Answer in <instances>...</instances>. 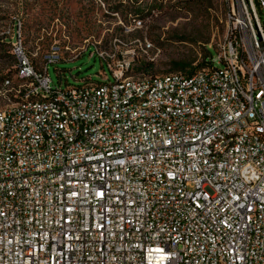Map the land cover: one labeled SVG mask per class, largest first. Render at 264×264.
<instances>
[{"label":"built area","instance_id":"obj_1","mask_svg":"<svg viewBox=\"0 0 264 264\" xmlns=\"http://www.w3.org/2000/svg\"><path fill=\"white\" fill-rule=\"evenodd\" d=\"M260 13L264 0H237L216 59L193 74L135 76L95 47L113 81L104 70L62 88L48 74L59 43L41 68L15 43L0 264H264Z\"/></svg>","mask_w":264,"mask_h":264},{"label":"rangeland","instance_id":"obj_2","mask_svg":"<svg viewBox=\"0 0 264 264\" xmlns=\"http://www.w3.org/2000/svg\"><path fill=\"white\" fill-rule=\"evenodd\" d=\"M236 2L0 0V108L9 98L16 99L13 89L22 83L17 42L37 68L43 66L42 56L53 43L63 47V60L48 65L52 85L62 88L85 78L102 82L104 70L113 81L95 47L111 55V62L129 63L135 76L195 72L216 59L218 44L228 37L229 14ZM260 15L264 24V14ZM147 42L153 47L144 51ZM147 65L152 66L148 72Z\"/></svg>","mask_w":264,"mask_h":264},{"label":"trees","instance_id":"obj_3","mask_svg":"<svg viewBox=\"0 0 264 264\" xmlns=\"http://www.w3.org/2000/svg\"><path fill=\"white\" fill-rule=\"evenodd\" d=\"M207 61V60H206ZM178 66H180V64H177ZM148 67H152L151 65H147L146 66V71L148 72ZM185 67V66H184ZM179 69H182V68H179V67H177V70H179ZM194 72H189V73H187V74H193Z\"/></svg>","mask_w":264,"mask_h":264}]
</instances>
